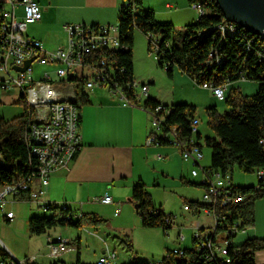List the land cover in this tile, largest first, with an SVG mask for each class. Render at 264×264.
Returning <instances> with one entry per match:
<instances>
[{
  "label": "trees",
  "instance_id": "16d2710c",
  "mask_svg": "<svg viewBox=\"0 0 264 264\" xmlns=\"http://www.w3.org/2000/svg\"><path fill=\"white\" fill-rule=\"evenodd\" d=\"M144 0H127L119 11V37L125 48L106 49L96 52L94 60L98 67L104 68L110 84L122 86L129 97L133 96V89L129 86L136 79L134 73L135 31L139 29L145 35H153L158 46L156 53L158 63L164 68L169 77L174 76L175 69L189 76L197 84L214 83L227 85L241 79L258 83V90L253 95H245L240 88L233 86L228 90L226 104L230 110L220 113L216 107L207 109L208 124L214 131V136L203 138L198 131H191L192 119L197 116V107L187 103H178L166 115V124L176 126L178 135L185 141L192 137L202 148L204 144L212 150L211 169L230 172L233 175L236 167L249 173H257L264 167V39L254 35L246 29L237 26L236 35L219 33V26L229 21L216 0H188L189 4L200 3L205 8V14L197 21L186 25L183 31H178L170 21L157 19L152 9L143 5ZM6 6L5 0L0 1V11ZM93 26H99L94 24ZM1 37V34H0ZM255 40L256 49L246 50L248 40ZM149 39V50H153V41ZM211 54H213L211 56ZM222 59L221 62H217ZM105 64L102 65L101 62ZM75 86L77 105L89 101L86 90V80L83 76L69 79ZM19 102L24 105L22 115L6 120L0 118V186L28 179L34 174L38 160L26 140L28 126L32 123L35 109L29 107L24 97ZM160 104L148 97L144 102L146 107ZM167 106V105H166ZM162 145L168 141L160 137ZM203 185V184H202ZM233 188L245 196L243 203L229 207H220V212L227 221L239 220L245 227L255 224V204L264 198V178L258 179L256 186L242 187L233 182ZM132 201L138 205L137 212L144 227L170 228L168 220L174 215L165 213L155 205L145 183L133 186ZM192 207L206 206L201 201L188 202ZM198 205V206H197ZM49 216L32 215L27 220V227L31 236H39L54 227L83 228L98 227L107 224V220L95 213H79L68 206L48 203ZM225 220V222H227ZM9 222V221H8ZM227 227L226 223L223 226ZM220 225V228H223ZM235 238V237H234ZM233 238L229 246L227 258L206 259L201 256L200 264H257L256 253L264 250V238L249 237L243 242H236ZM69 243V242H68ZM172 250L168 249V253ZM135 253H132V255ZM199 253L185 248L182 256L172 255L165 264H199ZM11 255L0 246V259L11 260ZM26 259V264H38ZM52 264H66L57 260ZM75 264H85L81 260L78 250ZM91 264H96L91 263ZM128 264H138L136 260Z\"/></svg>",
  "mask_w": 264,
  "mask_h": 264
},
{
  "label": "built area",
  "instance_id": "2783aa9c",
  "mask_svg": "<svg viewBox=\"0 0 264 264\" xmlns=\"http://www.w3.org/2000/svg\"><path fill=\"white\" fill-rule=\"evenodd\" d=\"M5 9L0 11V89L10 91L18 89L24 97L26 104L35 109L32 123L29 124L26 133L33 155L38 160L32 177L21 179L12 184L0 186V211L6 205L15 200H26L35 203L44 209L48 203L43 201L52 173L67 169L71 161L81 150V109L77 105L75 86L69 81L72 77L83 76L86 80V90L92 92L96 86L107 87L113 95H117L124 106H143L151 114V133L147 138L148 144H161L160 137L166 139L168 144L176 146L186 161H192L193 176H200L204 186L202 203L206 206L192 207L186 203V210H194L199 215L204 211L213 220V225L194 228L192 251L199 253V264L206 259L227 258L229 246L238 231H246V227L239 220L227 221L226 216L220 212V207H229L243 203L245 196L233 188V175L230 172L211 169L201 165L204 158L203 149L197 144L194 137L185 141L178 133L176 126L166 124V115L171 108L164 104L155 107H146L144 102L149 97L150 85L145 82H137L135 79L131 85L133 96L129 97L123 87L109 83L105 69L98 67L94 60L96 52L106 49L125 48L120 42L119 25H86L67 24L69 33L67 46H59L54 50H47L41 40L26 35L27 28L42 19V9L38 0H5ZM198 16L205 14V8L198 2L191 5ZM23 14H20V9ZM21 15V16H20ZM237 24L229 22L219 26V33L223 36L236 35ZM149 39H155L153 35ZM263 38V37H262ZM264 39V38H263ZM153 41V51L157 53L158 46ZM255 40H248L246 50L256 49ZM264 48V45H262ZM213 54H211L212 56ZM33 62L25 71L16 70L15 67H24L26 62ZM218 59L217 62H221ZM105 64L104 61L101 62ZM35 65L44 66L42 72L35 75ZM1 74L4 77H1ZM244 79V78H243ZM246 80V79H244ZM141 85V91L138 86ZM203 88L209 89L219 98L224 99L227 85L204 83ZM200 120L196 116L191 122V131L196 134L199 131ZM264 143V140H261ZM3 163L0 155V164ZM257 178H264V167L257 171ZM35 184L38 186L36 187ZM104 204H111L112 197L109 194L98 199ZM198 206V205H197ZM4 216L14 220V211H7ZM174 217V216H173ZM173 217L168 220L170 228L173 226ZM225 220L227 222H225ZM226 223L227 227L224 228ZM221 227L223 228H220ZM180 241H185V235H179ZM49 256L56 257L69 249L68 240L61 237L49 238ZM185 248L179 247L166 253L167 259L172 255L182 256ZM132 260L138 264H165L164 258L160 261L142 259L136 253L131 255ZM29 261H36L29 257ZM0 264H26L12 257L5 261L0 259ZM96 264H122L118 261L114 252L107 251L101 255Z\"/></svg>",
  "mask_w": 264,
  "mask_h": 264
},
{
  "label": "crops",
  "instance_id": "0c3cea01",
  "mask_svg": "<svg viewBox=\"0 0 264 264\" xmlns=\"http://www.w3.org/2000/svg\"><path fill=\"white\" fill-rule=\"evenodd\" d=\"M96 1L98 0H86L85 6L84 4L79 5L75 3L72 5H62L63 0H38L42 9V19L34 24L41 26L46 24L52 11L59 9L68 10V13L75 12L87 15L90 11V5ZM101 1H103L104 6H112L114 9L127 2V0ZM143 5L145 8L148 7V9H152L158 20L166 19L172 23H176L177 19L183 20L185 18L186 22L184 23H190V21L193 23L199 18L198 12L191 6V4H189L188 0H144ZM19 13L23 14L22 8ZM27 31L26 35L30 37L38 40H41L42 38L46 39L45 36H41L40 38L31 36ZM67 41L68 40H66V43ZM42 43L47 50H54L58 47L53 46L52 48H49L43 41ZM42 70H40L38 75ZM175 72L176 71H174V76L172 77L174 80L176 78ZM181 73L177 75V77L184 80V82L191 86L192 89H195V86L191 84H196V82L186 74L182 73L181 75ZM185 76H187V79ZM1 77H4V75L1 74ZM148 83L150 85L149 97L155 99L161 104L173 106L178 103H187L195 105L196 107L199 105V102L193 100V96H188V94H177L173 91L170 95H164L161 91L152 86L156 83L154 78ZM234 85L235 84L232 83L228 86L225 91V96L229 88ZM199 87L201 88L198 89H200L199 91H202V99L205 101V105L215 103V99L222 100L217 98L211 90L203 88L201 85ZM87 93L89 95V101L81 107L82 148L71 161L67 169L58 170L51 174L47 193L44 196L43 201L47 203H55L56 205L68 206L79 213H95L106 219L108 221L107 224L98 227H86L99 229L108 226L110 223L114 225L116 218H121L123 221L127 219V217H131L132 220L136 218L135 210L137 209L131 198L133 186L137 183H145L148 192L152 196L153 202L164 212L165 209H163V205L161 203H159L160 205H157L158 202L152 194L156 190L167 187L166 184L161 182L162 178L180 180L186 185L202 187L204 192L202 178L200 176L192 175L194 165L189 161H184L176 147L171 144H148L147 138L152 131L151 114L143 106H124L120 98H118L117 95H113L105 86L95 89L92 92L87 91ZM7 94L12 97L16 96L18 100L21 98V93L18 89L10 90ZM197 117H199L198 113ZM199 132L203 135L200 127ZM202 149L204 160L206 155L203 147ZM211 155L212 150L210 149L207 154V159L210 160V164ZM210 164L207 162L205 165L209 166ZM233 182L235 183L234 174ZM35 186L37 187L38 185L35 184ZM105 194H109L112 197L113 202L111 204H104L98 200ZM15 200L8 204L14 203ZM18 200L31 203L26 200ZM186 201L191 202L193 200ZM7 211L14 210L8 209ZM189 211L195 215L193 209ZM122 213H125L126 215L124 214V216H122ZM107 214L109 215V219L106 218ZM15 220L16 214L14 220H9L3 215V222L9 221L12 223L15 222ZM125 221L127 223V220ZM262 221H264V218L261 217V213L256 206L255 224L253 226L258 228ZM115 226L113 228H115ZM120 226L127 227L128 224H120ZM62 228L63 230L57 231V233H59L58 235L48 236V243L49 238L55 240L61 237L68 240L69 249L64 251L62 256H57L58 259L66 264H71V261L75 260V258L77 259L79 250L82 260V228ZM116 228H118V226ZM249 230L247 228L246 231L248 232ZM6 246L11 257L20 260L18 257L19 250L8 244H6ZM106 246L107 247L103 249V252L97 256V259L107 251H111L116 254L117 259L119 260L116 250H112L108 244ZM73 252H77V254L75 255ZM259 253L260 252H257L256 255ZM47 254L49 255V252ZM22 255H24V259L21 261H25L29 257H34L36 261L38 259V255L36 254ZM256 261L257 264L264 262V254L258 255ZM119 262L126 264L121 260H119Z\"/></svg>",
  "mask_w": 264,
  "mask_h": 264
},
{
  "label": "rangeland",
  "instance_id": "374dc122",
  "mask_svg": "<svg viewBox=\"0 0 264 264\" xmlns=\"http://www.w3.org/2000/svg\"><path fill=\"white\" fill-rule=\"evenodd\" d=\"M74 3L79 5L84 4L86 6V0H63L62 5H72ZM120 7V5L115 9L112 6L106 7L104 6L103 1L98 0L90 5V11L87 15L75 12L68 13V10L59 9L52 11V14L49 16L50 18L46 24L42 26L30 24L27 28V32L29 35L38 38L45 36L46 39L42 38L41 40L49 48H52L53 46L59 47L60 44V46H67L66 40H68L69 33L66 31L65 25L80 23H84L86 25H118ZM146 8L148 9V7ZM160 21L169 20L160 19ZM184 22H186L185 18L183 20L177 19L176 23H173L177 32L183 31L186 25L191 23V21L190 23ZM43 68L44 66L36 65L35 74L38 75L40 70ZM134 69L137 82L148 83L152 78H154L156 83L152 86L161 91L164 95H170L173 91H175L177 94H188V96H193V100L199 102V105H197V113L200 117H198L200 120L199 127L203 134V138L206 136H214V131L208 124L207 109L210 107H216L220 113H225L230 110L229 106L226 104V96H228V92L226 93L224 99H215V103L205 105V101L202 99V91H199L201 89L199 84L192 83L191 81V85L195 86V89H192V87L184 82V80L177 77V75L181 73L179 69H175V80L172 79V77H169L166 70L159 66L156 52L149 50L148 36L139 29H136L135 31ZM185 77L187 79V76ZM234 84L235 85L233 87L240 88L245 95H253L258 90V83L255 81L241 79L234 82ZM98 88H101V86H96V89ZM141 89L142 86L139 85L138 90L141 91ZM7 92L8 91L3 90L0 91V118L10 120L22 115L24 112V105L19 102L16 96H9ZM203 138L201 141L205 150L206 158L201 160V165L208 166L205 164L207 162L210 164V160L207 159V154L210 151V148L204 144ZM189 162L193 165L191 160ZM233 174L234 181L237 186L249 187L256 186L258 183L257 173L255 172H245L244 170L236 167ZM161 182L166 184L167 187L156 190L152 194L158 202L157 205H160L159 203H161L166 213H173L174 223L171 229L165 233L161 227H144L141 223V217L137 210H135L136 218L132 220L131 217H127V219H125L127 220V223L125 220H121V218H116L114 225L110 223L104 228L94 229L92 227H83L82 260L85 264L96 262L97 256L103 252V249L107 247V244L112 250H116L119 260L125 262L126 264L130 263L129 261L131 260L130 257L132 253H136L142 259L160 261L166 255L168 251L167 248L169 250L179 247L191 248L193 245V230L195 227H207L213 225L212 218L204 211H201L199 215H194L189 210L184 208L185 204L188 203L186 200L202 201V187L186 185L180 180L162 178ZM256 206L258 207V211L261 213V217L264 218V198L259 199L255 204V208ZM8 209L14 210L16 214L15 222H3V215ZM50 214V211H47L35 203L21 202L18 199L12 204H7L6 207L0 211V246L7 252L8 249L6 244L14 246L17 250H19L18 257L20 260L24 259V255L22 254L38 255V259L36 261L38 264H52L59 260L57 256L51 257L47 254L49 252L48 236L58 235L59 233H57V231H61L63 228L58 226L47 230V232L39 236H30L27 227V220L30 216L37 215L44 217L49 216ZM124 214L125 213H122V216H124ZM106 218L109 219L108 214ZM120 224H128V226L122 227ZM115 225H117L118 228H116L117 226ZM114 226L115 228H113ZM247 228L248 230L250 229L248 232L246 231L247 233L243 230L238 231L234 238L236 242H243L249 237L264 238V221L260 222L258 228L256 226H247L246 230ZM180 234L185 235V241H180ZM259 252L260 253L257 254L256 257L264 254V250ZM62 253L58 256H62ZM74 254L76 255L77 252ZM70 263L75 264L76 258ZM260 264H264V262H260Z\"/></svg>",
  "mask_w": 264,
  "mask_h": 264
},
{
  "label": "water",
  "instance_id": "95a60500",
  "mask_svg": "<svg viewBox=\"0 0 264 264\" xmlns=\"http://www.w3.org/2000/svg\"><path fill=\"white\" fill-rule=\"evenodd\" d=\"M224 17L247 31L264 38V0H216ZM30 59L24 67H15L25 71L33 62ZM138 208V205H135Z\"/></svg>",
  "mask_w": 264,
  "mask_h": 264
}]
</instances>
